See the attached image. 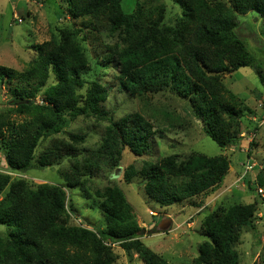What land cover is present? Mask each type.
Listing matches in <instances>:
<instances>
[{"label": "trees", "instance_id": "1", "mask_svg": "<svg viewBox=\"0 0 264 264\" xmlns=\"http://www.w3.org/2000/svg\"><path fill=\"white\" fill-rule=\"evenodd\" d=\"M63 1L71 18L82 25L64 28L50 41L34 46L37 56L22 72L0 65V82L11 97V108L0 112V149L8 169L25 173L72 160L59 171L62 185L33 186L0 173V225L12 229L7 236L0 235V264H116L114 245L139 254L145 264H168L141 240L146 231L119 186L94 194L87 188L105 175L113 183L112 174L120 168L126 148L138 156L148 155L156 128L139 113L118 120L107 117L103 104L111 88L87 80L93 61L83 42L100 43L103 33L114 37V44L101 42L96 53L98 65L116 71L118 92L141 101L162 93L185 101L205 135L224 149L241 140L243 118L252 113L223 83L225 76L254 63L237 34V15L255 12L264 19V0H231L230 4L176 0L183 15L174 25L165 23L163 4L145 2L126 15L123 0ZM89 117L109 124L96 149L80 158L86 134H71L68 140L56 137L78 118ZM50 139L35 163L41 141ZM229 169V160L222 157L192 154L180 160L173 155L156 163L146 161L139 170L130 166L124 178L131 182L139 175L148 199L160 206L189 202L200 208L204 204L195 203L196 199L221 188ZM257 183L264 186V169ZM76 188L92 202V209L101 212L103 230L72 223L78 215L71 199ZM258 209L255 200L211 213L201 226L209 240L199 246L196 262L240 264L236 246L245 229L257 231Z\"/></svg>", "mask_w": 264, "mask_h": 264}, {"label": "rangeland", "instance_id": "2", "mask_svg": "<svg viewBox=\"0 0 264 264\" xmlns=\"http://www.w3.org/2000/svg\"><path fill=\"white\" fill-rule=\"evenodd\" d=\"M218 1L227 4L231 2ZM145 2L152 6H166L167 25H174L176 19L183 15L176 0H123L121 7L129 15L135 13L139 5L146 4ZM237 18V34L246 42L254 57V63L225 76L223 83L252 113H246L243 118L241 140L224 149L205 135L202 124L195 119L185 101L168 93L154 94L149 97V101H141L118 92L117 81L114 79L116 71L110 66L98 65L100 56L98 58L96 53L101 42L114 44V37L103 33L100 43L93 39L83 42L93 61L87 80H99L111 88L109 100L103 104L108 113L107 117L118 120L128 114L139 113L150 119L156 128L148 155L138 156L126 148L120 168L112 174L113 183L105 175L93 180L87 188L94 194L95 190H104L113 184L119 186L140 227L146 231L141 240L168 264H198L196 260L199 246L209 240L201 230L206 218L220 207L237 203L248 204L255 200L259 203L255 219L257 231L245 229L236 250L240 255V264H264V186L257 183L258 173L264 169V19L255 12L237 15ZM73 25L79 27L82 21L71 18L63 0H0V65L17 72L26 70L37 56L34 46L50 41L59 31ZM84 93L85 90L82 91ZM10 100L9 89L0 82V112L11 108ZM40 101V98L36 99L37 103ZM14 117L17 121L22 120L16 115ZM108 124L109 121L95 117L78 118L65 133L56 138L68 140L71 134H86V142L80 147L84 150L80 157L83 158L99 145ZM50 141L51 139L41 141L36 150L35 163ZM192 154L210 158L222 157L230 162L229 173L221 188L196 199L195 203H203V207L197 208L189 202L170 207L160 206L148 199L139 175L131 182L124 178L125 171L130 166L139 170L146 161L156 163L173 155L185 160ZM71 162V159H65L55 167L36 168L25 173L12 172L8 169L5 154L0 149V173L10 175L13 180H25L33 186L62 185L64 181L59 171L67 169ZM71 199L78 212V215L72 217L73 224L84 227L89 224L90 228L104 229L101 212L91 208L92 202L84 198L82 191L78 188L72 189ZM166 219H170L172 225L168 231L161 232L158 228ZM11 230L0 225L1 236H7ZM113 247L118 257L116 264H145L139 254H129L119 245Z\"/></svg>", "mask_w": 264, "mask_h": 264}, {"label": "water", "instance_id": "3", "mask_svg": "<svg viewBox=\"0 0 264 264\" xmlns=\"http://www.w3.org/2000/svg\"><path fill=\"white\" fill-rule=\"evenodd\" d=\"M171 225H172V221L170 219H166L159 226L158 230L161 231V232L168 231V229L171 227Z\"/></svg>", "mask_w": 264, "mask_h": 264}, {"label": "built area", "instance_id": "4", "mask_svg": "<svg viewBox=\"0 0 264 264\" xmlns=\"http://www.w3.org/2000/svg\"><path fill=\"white\" fill-rule=\"evenodd\" d=\"M260 191H262V190H260Z\"/></svg>", "mask_w": 264, "mask_h": 264}]
</instances>
